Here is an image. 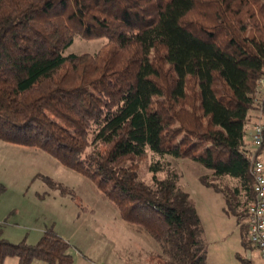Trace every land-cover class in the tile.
<instances>
[{
  "label": "trees",
  "instance_id": "obj_1",
  "mask_svg": "<svg viewBox=\"0 0 264 264\" xmlns=\"http://www.w3.org/2000/svg\"><path fill=\"white\" fill-rule=\"evenodd\" d=\"M75 38L104 44L65 55ZM257 113L263 140L252 150L247 127ZM0 140L75 167L157 243L160 264L205 263L200 219L164 160L196 162L210 173L199 181L254 249L264 0H0ZM149 158L148 184L139 167ZM69 250L51 229L35 245L0 235V264H72Z\"/></svg>",
  "mask_w": 264,
  "mask_h": 264
},
{
  "label": "rangeland",
  "instance_id": "obj_2",
  "mask_svg": "<svg viewBox=\"0 0 264 264\" xmlns=\"http://www.w3.org/2000/svg\"><path fill=\"white\" fill-rule=\"evenodd\" d=\"M103 44L102 39L75 38L64 54H93ZM256 116L247 129L261 123L258 113ZM246 141L248 148L255 150L250 139ZM164 161L179 174L178 186L200 219L201 239L207 247L204 264H261L255 250L242 245L235 219L224 213L223 198L199 181L209 171L188 159L166 157ZM149 162L150 158L139 167L140 178L148 184ZM241 224L245 226V218ZM50 229L69 243L72 264L161 262L157 243L140 227L124 222L96 184L75 167L63 166L39 148L0 140L1 238L13 244L24 240L35 245ZM4 264H17V259L7 258ZM31 264L44 263L33 260Z\"/></svg>",
  "mask_w": 264,
  "mask_h": 264
},
{
  "label": "built area",
  "instance_id": "obj_3",
  "mask_svg": "<svg viewBox=\"0 0 264 264\" xmlns=\"http://www.w3.org/2000/svg\"><path fill=\"white\" fill-rule=\"evenodd\" d=\"M253 149L262 144V125L257 123L248 131ZM250 173L253 178L254 197L248 207V241L264 264V162L252 160Z\"/></svg>",
  "mask_w": 264,
  "mask_h": 264
},
{
  "label": "crops",
  "instance_id": "obj_4",
  "mask_svg": "<svg viewBox=\"0 0 264 264\" xmlns=\"http://www.w3.org/2000/svg\"><path fill=\"white\" fill-rule=\"evenodd\" d=\"M256 252V251H255ZM256 257H258V259H259V256H258V253L256 252ZM260 260V259H259Z\"/></svg>",
  "mask_w": 264,
  "mask_h": 264
}]
</instances>
